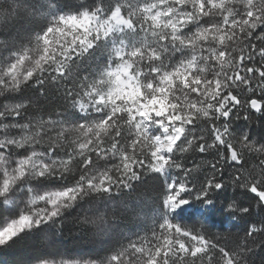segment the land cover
Wrapping results in <instances>:
<instances>
[{
    "label": "snow or ice",
    "instance_id": "1",
    "mask_svg": "<svg viewBox=\"0 0 264 264\" xmlns=\"http://www.w3.org/2000/svg\"><path fill=\"white\" fill-rule=\"evenodd\" d=\"M257 122L264 0H0V247L155 174L150 235L33 264H256ZM84 222L110 228L103 212Z\"/></svg>",
    "mask_w": 264,
    "mask_h": 264
},
{
    "label": "trees",
    "instance_id": "2",
    "mask_svg": "<svg viewBox=\"0 0 264 264\" xmlns=\"http://www.w3.org/2000/svg\"><path fill=\"white\" fill-rule=\"evenodd\" d=\"M65 2L68 7H72L76 0ZM101 58V54L97 53V62ZM233 121L234 126L247 123L242 119L237 121L235 117ZM249 131L257 136L264 134V128L259 126V122L251 125ZM136 183L138 184L136 192L131 197L126 193L114 191L111 196L100 197L91 204L81 202L79 207L65 213L58 229L51 225L42 226L28 238L8 247H0V264H33V259L42 254L55 255L56 259L98 258L107 254L110 249L126 246L128 240L135 239L138 234L150 235L151 219L155 215V191L162 183V178L158 181L155 174H149ZM59 184V181L51 180L46 181L44 186L58 187ZM233 191L229 188L226 194L231 195ZM101 212L107 213L110 228L105 235H95L96 227L85 223L84 220L85 217L94 218ZM182 222L188 223L187 220ZM212 231L215 232L217 229ZM45 235H49L50 243L53 245L51 248L41 245ZM261 257H264V253L257 250V256L254 258L256 264H260Z\"/></svg>",
    "mask_w": 264,
    "mask_h": 264
},
{
    "label": "rangeland",
    "instance_id": "3",
    "mask_svg": "<svg viewBox=\"0 0 264 264\" xmlns=\"http://www.w3.org/2000/svg\"><path fill=\"white\" fill-rule=\"evenodd\" d=\"M45 237H49V235H45ZM45 237L43 239H45ZM49 242H50V238H49Z\"/></svg>",
    "mask_w": 264,
    "mask_h": 264
}]
</instances>
